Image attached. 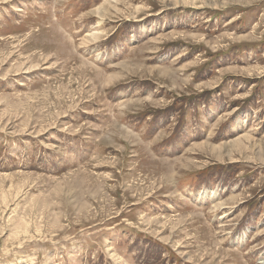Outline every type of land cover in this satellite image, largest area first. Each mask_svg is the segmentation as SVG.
Returning <instances> with one entry per match:
<instances>
[{
	"label": "rangeland",
	"instance_id": "obj_1",
	"mask_svg": "<svg viewBox=\"0 0 264 264\" xmlns=\"http://www.w3.org/2000/svg\"><path fill=\"white\" fill-rule=\"evenodd\" d=\"M0 264H264V0H0Z\"/></svg>",
	"mask_w": 264,
	"mask_h": 264
}]
</instances>
